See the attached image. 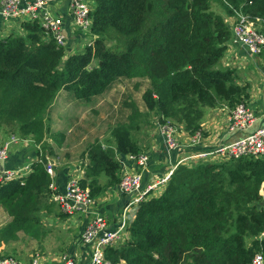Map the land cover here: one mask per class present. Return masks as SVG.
Segmentation results:
<instances>
[{
    "label": "trees",
    "instance_id": "obj_1",
    "mask_svg": "<svg viewBox=\"0 0 264 264\" xmlns=\"http://www.w3.org/2000/svg\"><path fill=\"white\" fill-rule=\"evenodd\" d=\"M211 1L93 0L91 31L97 37L83 52L66 57L63 47L44 39L37 22L23 23V35L0 36V126L40 141L48 129L45 114L60 90L89 101L119 78L145 77L149 86L142 100L159 122L184 124L188 133L199 130L208 109L234 107L248 96L236 70L218 66L231 31ZM217 1L226 15L244 14L264 28V0ZM125 104L126 124L112 129L115 149L139 153L132 132L141 128L140 112L134 102ZM83 155L87 163L78 182L92 197L118 183L114 151L92 145ZM41 156L43 162H34L23 180L0 184V206L10 217L0 228V244L17 240L19 232L35 240L47 232L42 217L51 206V177L46 152ZM263 183L264 157L179 164L160 194L139 203L128 238L106 247L105 259L249 264L255 252L264 255Z\"/></svg>",
    "mask_w": 264,
    "mask_h": 264
},
{
    "label": "built area",
    "instance_id": "obj_2",
    "mask_svg": "<svg viewBox=\"0 0 264 264\" xmlns=\"http://www.w3.org/2000/svg\"><path fill=\"white\" fill-rule=\"evenodd\" d=\"M52 0H0V17L2 22L11 26L12 22L21 28L23 35V23L37 22L44 32L45 40H54L57 46L64 48L65 57L73 52L67 47L68 37L63 30V17L57 13L56 9L51 6ZM93 0H70L69 14L71 17V30L78 37L79 51L83 52L86 47L92 46L97 35L91 31L93 10ZM235 22L231 28V36L229 42L234 45H243L246 47L249 55L258 58L264 54V32L260 28V23L251 21L248 16L237 13ZM260 22V20H259ZM15 34V33H11ZM8 36V35H6ZM4 37V36H1ZM231 120L228 130H245L253 125L256 116L247 107L245 101L237 103L228 110ZM158 134L163 139L168 150H175L180 147L177 139L178 124L169 121H155ZM203 137L202 129L189 133V140L184 143L190 147L185 152V156L181 157L177 162L162 175L148 176V180L143 178L142 170L147 167L148 154L141 153H125V157L134 161L140 170H128L123 167L119 159L115 156L119 163V181L117 186L119 190L128 197L127 203L123 206L119 214V223L115 228H111L105 217L94 215L87 223L81 233L80 241L86 248V261L84 264H110L105 259L106 247L112 246L113 243L120 239L122 232L128 229V213L131 207H137L139 203L158 195L162 192L172 172L179 164L196 165L198 163H215L223 162L240 157H264V122L254 130L238 137L234 140L223 142L209 149H198ZM23 143L31 145L35 152L33 156H29L27 160L13 168L4 166V160L8 156L9 148L12 144ZM43 151L38 149V145L28 138H16L14 135L4 141L0 146V158L3 161V168L0 169V184L10 180H23L32 170L34 162H43ZM44 163L46 172L51 177L49 184L50 201L55 202L60 210L64 213L72 214L77 210L86 211L92 206L93 197L90 195L88 187H81L78 178H70L63 192L54 190L52 179L54 176V168L56 161L49 159ZM264 235V231L259 235ZM38 253V252H37ZM42 255L34 254L30 261L26 264H43ZM51 261H54L51 259ZM59 264H78L73 258L62 255L58 260ZM55 261L53 262V264ZM0 264H23L11 256H4L0 253ZM249 264H264V255L261 251L255 252Z\"/></svg>",
    "mask_w": 264,
    "mask_h": 264
},
{
    "label": "crops",
    "instance_id": "obj_3",
    "mask_svg": "<svg viewBox=\"0 0 264 264\" xmlns=\"http://www.w3.org/2000/svg\"><path fill=\"white\" fill-rule=\"evenodd\" d=\"M69 1L70 0H52L50 4L56 9L57 13L63 17L62 26L68 37V49L73 52H82L79 51L78 37L70 27L71 17L69 14ZM221 15L231 31L237 16L226 15L224 10ZM11 33L22 34L21 28L16 26L15 22H12L11 26L8 27L7 24L2 22L0 17V36L10 35ZM84 50L85 49H83V51ZM218 66L234 68L238 75L236 80L237 83L248 87V96L245 98V103L254 110L256 121L251 127L245 130L230 131L223 126L221 121L216 120L214 118L215 115L212 114L213 111H218L221 107L208 109L201 121L200 128L202 129L203 137L200 146H197L198 149H209L223 142L234 140L254 130L264 122V54L252 60L245 46L234 45L228 41L226 51L220 59ZM56 98L57 95L54 99V103ZM152 123L155 124V121L153 120ZM177 130V139L180 142V147L175 150L167 149L165 142L156 130V126L153 133L151 132L150 134L147 132L138 139L137 144L140 148L139 153L146 152L148 154L147 167L142 170L145 181L148 180V176L155 174L162 175L166 170L171 168L177 160L185 156V152L189 150L190 147L184 144L189 140V133L184 129V124H178ZM3 141V139H0V146ZM34 153L35 149L31 145L27 146L23 143L12 144L9 148L8 156L4 160V166L7 168L19 166L23 164L29 156H33ZM124 154L123 152L115 151V156L118 159L120 158L119 161L123 167L128 170H140L139 166L134 161L127 159ZM81 177L82 174L79 172V166L71 165L70 167H61L56 164L52 179L54 190L63 192L70 178L79 179ZM105 182L106 178L102 183H99L104 184ZM260 194L264 195V183L262 184ZM127 201L128 197L119 190L117 184L106 187L94 196L92 206L86 211L77 210L72 214L64 213L55 202L51 201L50 208L43 212V223L48 231L47 237L49 236L48 239L51 240L50 244L52 245L49 246L51 249L46 247L47 250H45L42 255V263L53 264L55 261L54 264H59L57 260L61 255H66L73 258L78 264H84L86 261V248L81 243L80 237L87 223L96 214L105 217L111 228H116L119 223L120 211ZM136 208L137 207L130 208L128 223L133 219ZM51 232H53V234H50ZM128 236L129 232L128 229H126V231L122 232L120 239L113 243L112 247L120 245ZM261 237H264V235ZM51 259L54 261H51ZM119 264L125 263L121 262Z\"/></svg>",
    "mask_w": 264,
    "mask_h": 264
},
{
    "label": "rangeland",
    "instance_id": "obj_4",
    "mask_svg": "<svg viewBox=\"0 0 264 264\" xmlns=\"http://www.w3.org/2000/svg\"><path fill=\"white\" fill-rule=\"evenodd\" d=\"M211 9L216 13H223V8L217 0L211 1ZM260 28L264 30L262 26ZM108 42L111 41L108 40ZM148 86L149 80L145 77L119 78L107 91L92 97L89 101L77 100L68 91L60 90L55 103L52 102L45 114V124L48 129L47 131L44 129L40 141H36L32 135H20L16 127L7 124L0 126V139L6 141L11 135L16 138L31 139L36 146L38 145V149L40 148L42 151L43 148L49 159L55 160L58 166H79V172L83 176L87 163L83 153L90 146L100 145L103 148L116 151L112 129L117 124H126L127 122L130 109L125 102H134L140 112L141 128L132 132L135 141L138 142V139L147 132L153 133L155 124L152 121L157 122V116L154 111L147 109L142 100V94ZM221 105L220 107L224 111L219 109L213 111L212 114L228 129L231 120L228 110L232 107L226 104ZM247 107L254 113L250 106L247 105ZM98 178L102 183L106 177L101 174ZM9 220L10 217L0 206V228ZM42 220L44 221L43 217ZM47 235L48 231L42 238L35 240L19 232L17 240L0 244V253L26 264L35 253L41 255L47 250L46 247L51 249L49 247L52 245L50 244L51 240Z\"/></svg>",
    "mask_w": 264,
    "mask_h": 264
},
{
    "label": "water",
    "instance_id": "obj_5",
    "mask_svg": "<svg viewBox=\"0 0 264 264\" xmlns=\"http://www.w3.org/2000/svg\"><path fill=\"white\" fill-rule=\"evenodd\" d=\"M3 168V161H2V159L0 158V169H2ZM263 198H264V195H263Z\"/></svg>",
    "mask_w": 264,
    "mask_h": 264
}]
</instances>
